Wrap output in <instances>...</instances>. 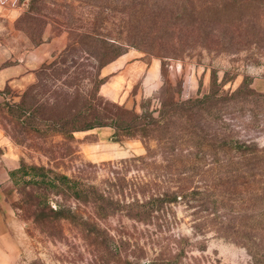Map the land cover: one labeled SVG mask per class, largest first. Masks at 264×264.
<instances>
[{
    "label": "rangeland",
    "instance_id": "374dc122",
    "mask_svg": "<svg viewBox=\"0 0 264 264\" xmlns=\"http://www.w3.org/2000/svg\"><path fill=\"white\" fill-rule=\"evenodd\" d=\"M185 1L18 0V13L11 20L0 19V39L5 42L0 43V53L5 65L24 67L32 52L51 44L55 51L44 62L50 63L68 45L69 32L91 34L92 39L84 37L83 43L124 45L126 52L100 72L106 80L99 96L155 117L162 103L209 94L212 81L222 98L236 93L246 81L257 96L220 103L211 133L264 153V0H205L211 5L233 6L238 20L208 27L207 37L199 40L191 28L177 29L173 16L168 22L162 20L172 4ZM167 25L172 33H163ZM151 29L153 35L148 36ZM74 35L71 38L80 41ZM73 58L90 64L80 52ZM43 64L33 67L31 81L27 77L6 90L7 100L0 106V211L8 231L7 242L3 239L1 246L9 251L10 262L253 264L255 257L264 264V162L247 164L234 152L211 148L198 154L186 147L174 159L156 154L144 168L124 173L128 166L124 161L145 156L146 147L156 150V143L144 145L136 138L115 142L110 139V128L76 133L73 143L22 131L14 106L35 84ZM93 74L91 67L79 71L85 78L80 87L85 93L91 89ZM37 99L44 101L49 95ZM217 157L233 162L215 169L211 160ZM9 159L10 165L15 162V170L24 163L81 179L119 205L99 202L88 206L68 197H52L51 211L60 204L79 217L78 221L57 219L41 204L36 210L38 201L29 194V187L10 174L15 170L8 178L4 176ZM117 179L123 180L122 188ZM180 190L188 196L152 212L149 218H130L124 209V199L128 204L136 198L141 204L150 195Z\"/></svg>",
    "mask_w": 264,
    "mask_h": 264
},
{
    "label": "trees",
    "instance_id": "16d2710c",
    "mask_svg": "<svg viewBox=\"0 0 264 264\" xmlns=\"http://www.w3.org/2000/svg\"><path fill=\"white\" fill-rule=\"evenodd\" d=\"M22 1L20 0V3ZM204 1L187 0L183 3L172 4L171 10L166 11L162 20L168 22L173 16L177 29L191 28L190 32L196 33L193 37L197 40L207 37L208 27L221 26L222 22L232 25L238 20V17L235 16L237 10L231 11L233 6L211 5L210 1H206V3ZM229 9L230 11H228ZM222 18L227 19L222 21ZM155 20L156 16L153 24L156 22ZM167 30L172 33V28H168V25L163 33ZM152 32V29L149 30L148 36L153 35ZM68 35H70V40L62 53L52 62L44 63L41 66L36 73L35 84L23 93L20 102L14 106L18 113L17 125L22 131L38 134L45 139L60 137L64 141L73 143L76 133L110 128L113 131L110 139L115 142L136 138L140 139L144 145L150 141L156 143V150L146 147L145 156L124 161L123 164L128 165L124 173L131 168H144L156 154L170 156L174 159L179 155V151L186 147H191L198 154L211 148L234 152L238 154L240 162L247 164H251L253 160L259 163L264 162V153L258 151L255 146L211 133V124L215 121L213 118L220 114V103L225 104L224 101L229 102L251 97L252 94L255 95L248 89L246 81L230 97L225 94V97L222 98L212 81L210 93L202 98L170 102L169 104L162 103L156 117L148 111L137 114L123 106L108 103L99 96V89L106 80L100 76L101 70L121 57L128 48L118 43H83L84 37L92 39L91 34L84 33L79 36L69 32ZM73 35L79 37L80 41H75V38L73 40L71 38ZM175 48V46L171 47L173 50ZM76 52L87 55L88 58L85 59V62L90 64L79 63L78 59L80 60L81 57L75 60L73 55ZM88 67L92 68L94 74L89 78L91 89L85 93L80 88L85 78L80 77L79 71ZM49 80L50 82H48ZM57 83L58 85H55ZM41 95H49V99L44 101L37 99ZM211 162L216 169L231 165L230 162L233 160L228 161L217 157ZM233 164H237V162ZM115 173L117 174V172ZM10 174L12 177L19 176L20 180L29 187V194L38 201L36 210L41 209L39 208L41 204L43 205L42 209L47 208L57 219L78 221L79 217L72 214L70 210H65V207L60 204H58L57 210L51 211L48 203L52 197H68L74 202L88 206L96 205L99 202L119 205L117 201L114 202L112 198L104 197L97 192L96 188L84 183L81 179L70 178L44 166L22 163L17 170ZM116 181L122 188L123 180L117 179ZM26 189L27 187L23 188L22 192H25ZM141 195L145 196L144 193ZM187 196L186 191L180 190L179 192L150 195L141 204L136 198L135 202L128 204L124 199V209L129 210L130 218L139 219L146 218V216L149 218L152 212L159 211L165 205L177 203ZM101 209L103 210V207ZM253 264H260L257 260L255 261V257Z\"/></svg>",
    "mask_w": 264,
    "mask_h": 264
},
{
    "label": "crops",
    "instance_id": "0c3cea01",
    "mask_svg": "<svg viewBox=\"0 0 264 264\" xmlns=\"http://www.w3.org/2000/svg\"><path fill=\"white\" fill-rule=\"evenodd\" d=\"M20 7L18 6V0H0V19L11 20L14 17ZM10 22V21H8ZM0 43H5L0 39ZM54 43V41H51ZM55 49L52 45H45L40 49H36L34 52L30 54L28 58L24 61V67L16 66V65H5L1 53H0V106L7 100L6 97V90L16 88V84L18 81L26 80L27 77L32 79V71L33 67H38L39 65L43 64L48 60V58L52 55ZM28 68V70H27ZM2 146V140L0 135V149ZM8 163H5L7 166L6 171L4 170V176L8 178L9 172L15 170L16 164L12 162L13 165H10V159ZM1 152H0V193H1V186H2V163H1ZM7 229L5 228V224L3 222L1 211H0V264H14L10 262L9 251L2 250V240L7 242Z\"/></svg>",
    "mask_w": 264,
    "mask_h": 264
}]
</instances>
